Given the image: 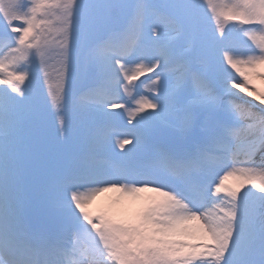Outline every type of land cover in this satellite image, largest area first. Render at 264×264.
Masks as SVG:
<instances>
[{"label": "snow or ice", "instance_id": "6c2138e0", "mask_svg": "<svg viewBox=\"0 0 264 264\" xmlns=\"http://www.w3.org/2000/svg\"><path fill=\"white\" fill-rule=\"evenodd\" d=\"M262 67L264 0H0V264H264ZM106 192L157 195L117 219Z\"/></svg>", "mask_w": 264, "mask_h": 264}, {"label": "rangeland", "instance_id": "374dc122", "mask_svg": "<svg viewBox=\"0 0 264 264\" xmlns=\"http://www.w3.org/2000/svg\"><path fill=\"white\" fill-rule=\"evenodd\" d=\"M204 11L206 17L210 18V10ZM176 38L177 34L172 30H168L163 38V42H173ZM157 71H159V69H157ZM154 75V73H147L144 76L139 77L138 80L133 81L132 85L129 86L130 92L128 93H125L123 87H121L119 102L124 105V108H109L110 112H122L123 115H118L109 121L111 139L109 150L106 154V161L108 164L122 166L126 163H134L142 152L141 146H137L135 149H133V146L136 145L135 136L139 135L142 131L141 126L137 124V120H139L141 115H146L147 112L152 111V109H146L145 112L139 113L135 116V118H130V114L135 112V109L138 106L137 100L140 99L141 95L146 96L148 99H152V97L155 95L154 92L150 93L148 91V89L151 88V82L148 78ZM256 77L261 79L259 76ZM262 81H264V79H262ZM133 97H135V99H133ZM125 109H127V111H125ZM55 127H58V125H53V132H55ZM124 139H128L131 142L129 144H125L124 147L121 148L119 146V141ZM129 150L133 151L130 152ZM225 183L226 185H233L236 183V180L235 178H229V180H227ZM156 195V193L145 192L140 194L141 199L139 200H134L131 197H123L121 202L120 193L106 192L98 196L89 205V211L94 214H98L101 210H106L109 208H123L125 212L117 216V219H122L125 215L129 217L132 216L144 206L148 197H154Z\"/></svg>", "mask_w": 264, "mask_h": 264}, {"label": "bare ground", "instance_id": "6f19581e", "mask_svg": "<svg viewBox=\"0 0 264 264\" xmlns=\"http://www.w3.org/2000/svg\"><path fill=\"white\" fill-rule=\"evenodd\" d=\"M260 71H264V67H262ZM251 79H252V85L255 88L260 89L261 91H264V81H262V79L257 78L256 75H253ZM241 94L245 96V99H253V97H248L245 93H241ZM254 102L259 103V101H254ZM261 106L264 107V105H261Z\"/></svg>", "mask_w": 264, "mask_h": 264}]
</instances>
